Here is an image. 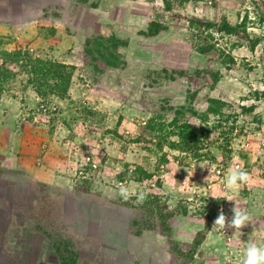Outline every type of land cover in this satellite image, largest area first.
Segmentation results:
<instances>
[{
    "label": "rangeland",
    "instance_id": "obj_1",
    "mask_svg": "<svg viewBox=\"0 0 264 264\" xmlns=\"http://www.w3.org/2000/svg\"><path fill=\"white\" fill-rule=\"evenodd\" d=\"M0 50L73 68L2 91L0 227L38 198L61 264H264V0H0Z\"/></svg>",
    "mask_w": 264,
    "mask_h": 264
},
{
    "label": "crops",
    "instance_id": "obj_2",
    "mask_svg": "<svg viewBox=\"0 0 264 264\" xmlns=\"http://www.w3.org/2000/svg\"><path fill=\"white\" fill-rule=\"evenodd\" d=\"M37 17L38 19L36 21L47 19L40 15H37ZM60 22L62 21L60 20ZM56 26L57 29H60V31L63 33L61 27H59L58 25ZM1 164L0 173L1 171L3 172V170L9 169V167L2 162ZM38 164L42 165V163L40 162ZM19 165L20 167H18ZM16 167L25 172L27 176L29 174V171L34 172V168L36 170L39 169V165H30L26 163V161H23V159L20 160V163H17L16 161ZM3 174H5V172ZM47 202V205H49L50 202ZM33 204H29V207L24 208L23 206H21V204L15 202L13 204V206L15 207L14 213H12L9 220L5 221L4 225L0 227V264H61V262H59L61 259L60 256L62 254L61 249L57 247L58 245L55 246L54 244V242L57 241L65 243V239H60V237L58 238L57 235L54 234V231H61V229H52L51 231H48L47 229L42 228L44 231L42 233H39L40 230L28 229L27 227L23 226L24 222H33L34 224H36L38 221V216L40 218V214L38 215V213L41 212V210L39 208L40 203L38 202V198H35ZM1 210L5 211V204L3 201H0V211ZM34 210L37 211V218L35 215H32ZM5 218L6 217L4 213L0 212V220H4ZM49 219L50 218H48L47 220ZM35 228H37V226ZM34 237H38L40 239L42 237L41 241L43 242V239L45 238L46 243L49 241V237H51L50 240L53 243L49 248L46 244V247L43 245L44 248H42V245L38 241L36 243L34 242V240L36 239ZM52 245L54 247H52ZM56 252L58 253L57 259L54 256ZM8 258H10L9 263H7Z\"/></svg>",
    "mask_w": 264,
    "mask_h": 264
},
{
    "label": "trees",
    "instance_id": "obj_3",
    "mask_svg": "<svg viewBox=\"0 0 264 264\" xmlns=\"http://www.w3.org/2000/svg\"><path fill=\"white\" fill-rule=\"evenodd\" d=\"M15 66L21 67L22 69H24V71H26V73L29 74H33L34 70H38V73L43 77L42 83L48 86H50V83H48V81L61 79L62 75H64L63 70L67 73V71L70 72L71 69H73L72 67L64 63L33 59L28 51L22 52L21 50H19L14 52H7L4 50H0V98L2 95V91L6 90V85L8 84V82L17 76ZM67 74L70 75V73ZM69 75L68 77H71V75ZM54 86L56 87V89H59L62 85L57 81ZM175 127L178 131L179 128H183L179 125H176Z\"/></svg>",
    "mask_w": 264,
    "mask_h": 264
}]
</instances>
